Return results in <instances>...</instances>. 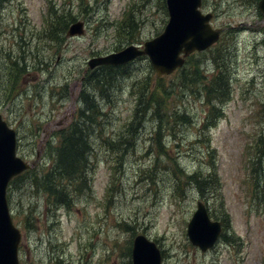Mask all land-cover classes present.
<instances>
[{
  "label": "rangeland",
  "instance_id": "1",
  "mask_svg": "<svg viewBox=\"0 0 264 264\" xmlns=\"http://www.w3.org/2000/svg\"><path fill=\"white\" fill-rule=\"evenodd\" d=\"M258 1L203 0V12L214 14L212 24L222 29L223 39L211 49L195 52L191 61H203L201 69L208 79L218 67L226 68L230 84L229 97L213 121L205 123L209 107L200 86L179 90V70L158 77L146 55L128 63L114 79L109 98H97L106 113L100 133L118 137L126 130L147 85L163 95V90H174L168 104L186 109L189 121L175 131L160 128L157 135V118L146 115L130 138L131 148L121 144L120 150L100 139L95 127L87 181L76 185L73 199L66 203L49 195L40 178L52 167L54 139L75 119L83 104L80 92L97 70L90 69L88 61L159 35L169 20L167 4L162 0L2 4L0 113L17 130L18 154L31 163L23 179L39 175L35 184L32 179L19 181L10 193L14 223L22 234L20 264H132L138 234L158 242L163 264H264V14ZM49 2L54 8L73 6L77 20L85 22L84 34L66 36L58 46L44 39L40 30ZM20 54L28 72L20 91L12 93L14 70L8 63ZM174 162L186 174L216 171L220 186L214 198L204 199L191 184L179 186ZM199 200L227 222L226 237L206 252L187 236Z\"/></svg>",
  "mask_w": 264,
  "mask_h": 264
},
{
  "label": "trees",
  "instance_id": "2",
  "mask_svg": "<svg viewBox=\"0 0 264 264\" xmlns=\"http://www.w3.org/2000/svg\"><path fill=\"white\" fill-rule=\"evenodd\" d=\"M6 0H0V7ZM166 7V0H162ZM257 3V2H256ZM248 4V3H247ZM130 9L126 12L129 15ZM77 15L74 12L73 6H66L63 8H54L53 4L49 2L47 14L44 17L43 27L40 30L43 38L50 41L52 44H57L64 40L67 36V31L71 23L77 20ZM133 22L131 23V27ZM223 36V35H222ZM223 39V38H220ZM50 43V44H51ZM221 43V40L216 44ZM51 44V46H52ZM211 49V48H210ZM194 54V53H193ZM191 54L185 64L178 68L180 87L179 90H186L182 87L188 86H200L203 92L204 99L209 107V115L205 120V123L213 121L220 111H222L221 104L225 102L229 97L230 84L227 69L218 67L217 71L207 78L204 71H202V62H192ZM202 54V53H199ZM15 58H11L8 65L14 70V79L12 84L9 86L12 93L14 90L20 91L23 85V77L26 75L27 64L24 62V57L20 54ZM21 60L24 64H21ZM192 63H195L192 65ZM128 68V64L125 66H112V65H101L97 67V70L92 71L87 77V83L80 92V99L83 104L77 110L78 114L75 119L71 121L68 127L58 136V139H54L52 146V167L47 168L48 171L43 175V185L49 195H56V199L62 203L73 199L74 196L70 195L73 191L77 190L78 184L86 183L87 170L90 163L91 154H93V144L91 137L95 133V127L98 128L96 134L100 139L104 138V141L108 143L111 148L120 150L121 144L126 145L129 149L131 148L130 138L134 137L138 131V127L142 124V120L146 115H154L157 118L156 134H159L160 128H169V131H175L179 125L185 124L189 121L190 113L183 109L179 104L177 108H172L168 104V100L172 92L163 90L164 95L161 94L158 89H152V86L147 85L141 92L140 99L136 108L135 119H133L128 125L125 131L118 137H106L100 133L104 131L105 120L103 121L106 113L103 111V104L97 100L98 97L102 99L109 98L110 90L114 79L117 75L122 72L124 68ZM35 71L40 69V65L33 68ZM182 93V92H181ZM182 95V94H181ZM81 102V101H80ZM221 107V108H220ZM212 123V122H211ZM216 124V123H214ZM209 126V124H207ZM211 126L213 124H210ZM201 136V134H200ZM263 139H261L262 141ZM260 142V139H259ZM264 147V140H263ZM254 159L252 163L254 164ZM174 161V160H171ZM175 176L180 180L179 186L193 185L201 197L210 201L214 198V194L218 192L220 186L219 178L216 171L209 168L207 175L206 172H202L200 169L186 174L185 170L177 163L174 162ZM30 170L25 171L23 174L15 177L8 188V198L10 201L11 190L18 186V182L27 179H32L33 184L39 179L38 174L30 175L23 179ZM40 175V177L42 176ZM258 186V181L256 183ZM210 214L215 219H220L226 227L227 222L222 219V215L219 217L210 211ZM224 230L222 237H226ZM230 238V237H229ZM131 255V252H130ZM131 262V261H130Z\"/></svg>",
  "mask_w": 264,
  "mask_h": 264
},
{
  "label": "water",
  "instance_id": "3",
  "mask_svg": "<svg viewBox=\"0 0 264 264\" xmlns=\"http://www.w3.org/2000/svg\"><path fill=\"white\" fill-rule=\"evenodd\" d=\"M169 20L162 33L140 45L107 55L93 57L88 61L90 69L101 65L120 66L147 55L158 77L169 75L182 67L187 57L195 51H205L215 44L222 32L210 22L213 14L201 10L202 0H166ZM264 14V0L258 2ZM85 32V22L77 20L70 24L67 36L74 37ZM31 165L17 156L16 130L11 128L0 114V264H20L19 244L21 232L13 223L7 191L10 181ZM223 230L220 220L212 219L206 203L197 202L187 225L189 241L206 252L213 248ZM133 264H163L161 248L156 241L144 234L135 236L132 248Z\"/></svg>",
  "mask_w": 264,
  "mask_h": 264
}]
</instances>
